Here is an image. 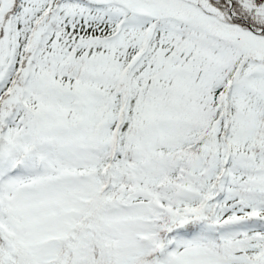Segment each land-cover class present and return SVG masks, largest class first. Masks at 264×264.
Returning a JSON list of instances; mask_svg holds the SVG:
<instances>
[{
    "label": "snow or ice",
    "instance_id": "1",
    "mask_svg": "<svg viewBox=\"0 0 264 264\" xmlns=\"http://www.w3.org/2000/svg\"><path fill=\"white\" fill-rule=\"evenodd\" d=\"M0 264H264V0H0Z\"/></svg>",
    "mask_w": 264,
    "mask_h": 264
}]
</instances>
